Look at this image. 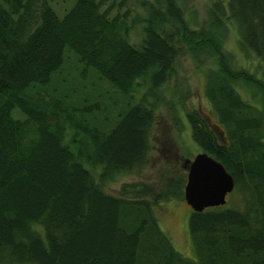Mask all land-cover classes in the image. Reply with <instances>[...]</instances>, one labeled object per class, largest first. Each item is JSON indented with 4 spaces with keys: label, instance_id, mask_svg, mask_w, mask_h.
<instances>
[{
    "label": "trees",
    "instance_id": "1",
    "mask_svg": "<svg viewBox=\"0 0 264 264\" xmlns=\"http://www.w3.org/2000/svg\"><path fill=\"white\" fill-rule=\"evenodd\" d=\"M52 1L0 0V264H264V103L255 109L233 87L245 82L264 97V0L213 1L207 33L188 27L175 0H67L61 14ZM225 19L262 66L261 78L229 69L218 55L204 83L214 119L198 108L183 112L192 140L231 175L236 194L235 204L190 209L192 259L151 213L168 197L183 200L179 175L134 198L104 185L147 162L154 110L144 96L133 100L135 87L164 84L181 52H217ZM134 24L138 43L129 39ZM67 53L80 68L55 88ZM87 70L125 98L112 116L101 94L73 96Z\"/></svg>",
    "mask_w": 264,
    "mask_h": 264
},
{
    "label": "rangeland",
    "instance_id": "2",
    "mask_svg": "<svg viewBox=\"0 0 264 264\" xmlns=\"http://www.w3.org/2000/svg\"><path fill=\"white\" fill-rule=\"evenodd\" d=\"M213 1L215 0H175L188 27L206 33L209 31L210 20L208 8ZM220 1L225 3V0ZM131 2L132 0H127V3ZM69 4L71 1H52V6L58 14H61ZM134 10H137L138 15L144 14L140 8ZM134 10L131 13L133 15ZM224 23V30L223 28L216 30L218 34L221 33L216 40L217 52H213L210 47L199 48L191 52H181L174 59L172 74L164 84L151 88L148 83L141 82L138 87H135L133 100L137 101L144 96L154 110V118L149 133L150 149L146 157L147 162L134 171L118 173L113 180L105 183L106 192L121 195L126 199L134 198L137 194L136 191L144 186H152L154 191H159L160 188L164 187L163 184H166L167 180L178 177V175L185 183L183 160L190 159L201 151L191 138L190 127L183 112L185 109L198 108L202 115L207 114L211 120L214 119L204 94V83L206 70L219 68L216 60L218 55L223 58L229 69H246L254 77L261 78L262 66L258 63L257 58L252 52L243 50L238 45L239 36L235 23L228 19H225ZM141 37L140 24H134L129 35L130 41L138 43ZM79 68L80 66L76 64L73 55L67 53L63 66L53 76L52 86L59 88L66 84L69 79L76 76ZM86 76L88 80L82 82L85 84V89L81 92L80 84L82 83L76 82L73 89L76 92H73V96L101 94L102 102L111 116L121 109V103L125 98L121 97L118 91L108 83L99 82L89 73V70H87ZM62 79H65V82H62ZM75 81L77 80H73V82ZM73 82H69L72 88ZM91 82H94L95 90L90 87ZM233 87L240 97L254 106L255 109L262 107L264 97L255 86L245 82H237L233 84ZM89 99L92 98L89 97ZM249 114L255 113L252 111ZM175 119H178L176 123L174 122ZM71 133V131L68 132L66 139L70 137ZM262 133L264 137V124ZM95 169L94 167L92 171ZM144 198L149 199L148 196ZM168 198L151 205V213L171 246L181 255L193 259L195 257L194 250L187 230L190 207L184 200L172 198V196ZM235 200L236 194L230 193L227 195L224 205L235 204Z\"/></svg>",
    "mask_w": 264,
    "mask_h": 264
},
{
    "label": "water",
    "instance_id": "3",
    "mask_svg": "<svg viewBox=\"0 0 264 264\" xmlns=\"http://www.w3.org/2000/svg\"><path fill=\"white\" fill-rule=\"evenodd\" d=\"M211 127L223 141V132L214 124ZM183 163L186 173L183 200L190 209L202 211L224 205L227 194L233 189V179L221 163L203 151L184 159Z\"/></svg>",
    "mask_w": 264,
    "mask_h": 264
}]
</instances>
